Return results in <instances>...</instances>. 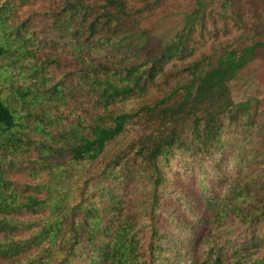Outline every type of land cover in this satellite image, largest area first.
I'll use <instances>...</instances> for the list:
<instances>
[{"label":"trees","instance_id":"trees-1","mask_svg":"<svg viewBox=\"0 0 264 264\" xmlns=\"http://www.w3.org/2000/svg\"><path fill=\"white\" fill-rule=\"evenodd\" d=\"M260 58L264 0H0V264H264Z\"/></svg>","mask_w":264,"mask_h":264},{"label":"rangeland","instance_id":"rangeland-1","mask_svg":"<svg viewBox=\"0 0 264 264\" xmlns=\"http://www.w3.org/2000/svg\"><path fill=\"white\" fill-rule=\"evenodd\" d=\"M232 97L235 102L250 98L264 100V59L251 62L239 75V78L230 84ZM20 179L21 176L17 175Z\"/></svg>","mask_w":264,"mask_h":264}]
</instances>
